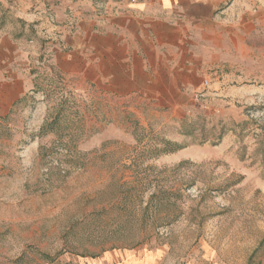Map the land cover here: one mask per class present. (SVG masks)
Returning <instances> with one entry per match:
<instances>
[{
	"label": "rangeland",
	"instance_id": "374dc122",
	"mask_svg": "<svg viewBox=\"0 0 264 264\" xmlns=\"http://www.w3.org/2000/svg\"><path fill=\"white\" fill-rule=\"evenodd\" d=\"M119 1L0 0L32 76L0 118V264H264V0H234L241 28L176 110L52 69Z\"/></svg>",
	"mask_w": 264,
	"mask_h": 264
},
{
	"label": "crops",
	"instance_id": "0c3cea01",
	"mask_svg": "<svg viewBox=\"0 0 264 264\" xmlns=\"http://www.w3.org/2000/svg\"><path fill=\"white\" fill-rule=\"evenodd\" d=\"M224 1L120 0L118 10L111 2L100 22L61 35L51 67L140 109H182L219 60L225 36L241 28L236 2ZM29 61L16 37L0 34V118L30 90Z\"/></svg>",
	"mask_w": 264,
	"mask_h": 264
},
{
	"label": "trees",
	"instance_id": "16d2710c",
	"mask_svg": "<svg viewBox=\"0 0 264 264\" xmlns=\"http://www.w3.org/2000/svg\"><path fill=\"white\" fill-rule=\"evenodd\" d=\"M118 203H119V202H118ZM118 203H117V204H118ZM118 205H119V204H118ZM122 207H123V206H122ZM125 207H127V206H124V208H125ZM103 210H104V209H103ZM103 210H102V211H103Z\"/></svg>",
	"mask_w": 264,
	"mask_h": 264
}]
</instances>
